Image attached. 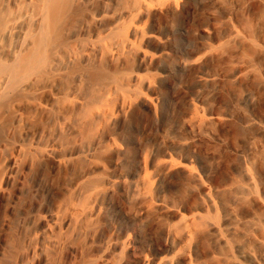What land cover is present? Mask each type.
Returning a JSON list of instances; mask_svg holds the SVG:
<instances>
[{
    "label": "rangeland",
    "instance_id": "obj_1",
    "mask_svg": "<svg viewBox=\"0 0 264 264\" xmlns=\"http://www.w3.org/2000/svg\"><path fill=\"white\" fill-rule=\"evenodd\" d=\"M44 2L0 0V59ZM232 2L69 0L39 69L0 76V264H216L218 226L239 255Z\"/></svg>",
    "mask_w": 264,
    "mask_h": 264
},
{
    "label": "bare ground",
    "instance_id": "obj_2",
    "mask_svg": "<svg viewBox=\"0 0 264 264\" xmlns=\"http://www.w3.org/2000/svg\"><path fill=\"white\" fill-rule=\"evenodd\" d=\"M232 1L229 35L231 80L235 84L240 79L241 92L243 91L240 104L236 101V95H233L232 116L233 120L242 118L243 133L240 135L236 126L230 131L227 159L234 162L240 154L243 157L242 180L233 178V186L242 195L244 228L241 234L245 244L238 247L239 255L234 254L223 230L218 226V242L229 246L231 253L227 252L233 255L228 254L229 257H224L223 262L219 259L216 264H264V0L244 1L240 18L237 1ZM68 2L69 0H45L44 24L35 36L31 35L32 45H26V31L23 42L16 51L19 56L15 53L18 57L15 56L12 62L9 60L10 63L0 59V76L6 75L2 82L5 88L16 87L44 63V49L49 34L66 10ZM25 46L30 48L25 50ZM80 154L86 155L87 152L83 150ZM220 174L221 165H218L217 175Z\"/></svg>",
    "mask_w": 264,
    "mask_h": 264
}]
</instances>
